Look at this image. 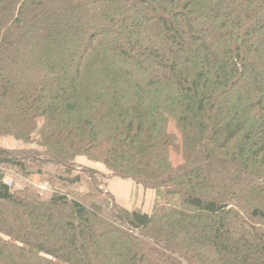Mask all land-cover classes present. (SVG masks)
I'll list each match as a JSON object with an SVG mask.
<instances>
[{
	"label": "trees",
	"instance_id": "trees-1",
	"mask_svg": "<svg viewBox=\"0 0 264 264\" xmlns=\"http://www.w3.org/2000/svg\"><path fill=\"white\" fill-rule=\"evenodd\" d=\"M0 135V264H264V0H0Z\"/></svg>",
	"mask_w": 264,
	"mask_h": 264
},
{
	"label": "rangeland",
	"instance_id": "rangeland-1",
	"mask_svg": "<svg viewBox=\"0 0 264 264\" xmlns=\"http://www.w3.org/2000/svg\"><path fill=\"white\" fill-rule=\"evenodd\" d=\"M91 11L92 10H90V12ZM142 14H143L142 17L151 16V15H148L149 12H144ZM50 23L51 22L48 21L47 25H49ZM61 24L62 23H60V25L58 27L63 29ZM84 24H87V21L79 20L78 24H76V23L72 24L71 23V26L74 25L75 29L83 31L84 26H85ZM56 25H57V22H56ZM87 25H89V24H87ZM90 25L94 26L95 23H92ZM52 26H53V28L57 29V27L54 24ZM52 26H51V28H52ZM102 27L104 28L107 26L103 25ZM61 36L64 37V35H61ZM61 36H60V39H61ZM75 44H77V43H75ZM139 139H141V137ZM140 143H141V141H140ZM0 148L14 150V149H19V148L32 149V148H36V146H34V145H25V146L23 145V146H21L19 144V142L16 141L12 136L0 135ZM139 151H140L141 156H143L145 153H147V151L145 150V147L141 148V150H139ZM173 161H174V163L179 162V160L176 159L175 157H173ZM75 163L79 167L91 169V170L97 172V174L100 175V176H97L98 179L102 181L100 183L101 185H103L102 188H105L108 192H110L114 196L117 203L120 206H122L128 210L140 209L145 213H150L152 211L154 205L157 203V201L159 202L161 200L159 198V194L156 192V190L145 189V188H143V186L136 184V182H134L130 179H122V178L116 177V178H112L109 180V179H107L106 175H104L105 178L101 177L103 174H107L108 171L102 162L95 160L94 158H91V160H90L89 158H87V156L81 155L75 159ZM13 181H14L13 185H14V188L16 190H20L24 185V184H22V182H20L16 178H13L12 176L8 175L6 177V182L8 185H11ZM28 182L31 185H33L42 194H49L54 189L52 184L49 181L42 180L38 176L31 177ZM62 189H64V188H62ZM78 191L81 194H87V193H90L91 188H89L88 186L85 185L83 187L78 188ZM81 200L85 202V200H83L82 198H81ZM91 201L94 202V201H96V199H92ZM182 237H184V235H182ZM137 242H138L137 244L139 246L145 245L144 241H137ZM165 263H167V262H165Z\"/></svg>",
	"mask_w": 264,
	"mask_h": 264
}]
</instances>
